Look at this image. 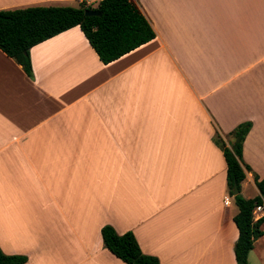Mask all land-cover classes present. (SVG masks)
Segmentation results:
<instances>
[{"label":"crops","instance_id":"obj_1","mask_svg":"<svg viewBox=\"0 0 264 264\" xmlns=\"http://www.w3.org/2000/svg\"><path fill=\"white\" fill-rule=\"evenodd\" d=\"M138 2L156 37L108 64L80 26L32 47L34 77L0 48V247L24 264H127L105 225L134 232L160 264H237L239 208L215 137L230 144L252 123L241 193L258 196L264 0ZM248 261L264 264V235Z\"/></svg>","mask_w":264,"mask_h":264},{"label":"trees","instance_id":"obj_2","mask_svg":"<svg viewBox=\"0 0 264 264\" xmlns=\"http://www.w3.org/2000/svg\"><path fill=\"white\" fill-rule=\"evenodd\" d=\"M88 9L102 11L100 16H87ZM80 26L101 61L108 64L156 37L149 18L138 0H100L96 7L82 0L78 6H33L12 10L0 9V48L34 77L31 58L33 46L72 27ZM251 122L238 125L231 133L230 144L217 132L215 141L222 148L227 163L228 190L239 208L234 221L239 237L234 251L237 264H249L248 256L256 239L264 235V216L254 220L253 211L264 204V178L255 175L260 194L245 198L242 183L252 171L243 156L244 141ZM235 185L238 193L234 194ZM104 245L127 264H160L157 256L144 253L134 232L120 234L112 225L102 228ZM28 257L7 254L0 247V264H24Z\"/></svg>","mask_w":264,"mask_h":264},{"label":"built area","instance_id":"obj_3","mask_svg":"<svg viewBox=\"0 0 264 264\" xmlns=\"http://www.w3.org/2000/svg\"><path fill=\"white\" fill-rule=\"evenodd\" d=\"M226 204L229 203V198H226ZM254 220L257 221L264 216V204L257 205L253 211Z\"/></svg>","mask_w":264,"mask_h":264},{"label":"water","instance_id":"obj_4","mask_svg":"<svg viewBox=\"0 0 264 264\" xmlns=\"http://www.w3.org/2000/svg\"><path fill=\"white\" fill-rule=\"evenodd\" d=\"M85 14L87 16H100V15H102V11L98 10V9H88L85 11ZM238 192H239L238 187H237V185H235L234 194H237Z\"/></svg>","mask_w":264,"mask_h":264},{"label":"rangeland","instance_id":"obj_5","mask_svg":"<svg viewBox=\"0 0 264 264\" xmlns=\"http://www.w3.org/2000/svg\"><path fill=\"white\" fill-rule=\"evenodd\" d=\"M94 7H95V5H94Z\"/></svg>","mask_w":264,"mask_h":264}]
</instances>
